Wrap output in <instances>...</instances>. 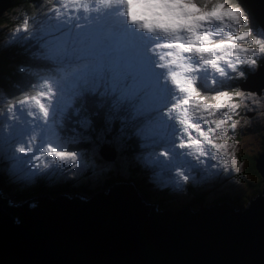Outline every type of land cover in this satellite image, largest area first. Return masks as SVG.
I'll return each instance as SVG.
<instances>
[{
  "label": "clouds",
  "instance_id": "1",
  "mask_svg": "<svg viewBox=\"0 0 264 264\" xmlns=\"http://www.w3.org/2000/svg\"><path fill=\"white\" fill-rule=\"evenodd\" d=\"M257 76L264 0H11L0 9V209L87 205L127 186L150 216L249 213L264 201V178L245 176V153L264 147V86H247ZM133 243L143 258L65 264H264V218Z\"/></svg>",
  "mask_w": 264,
  "mask_h": 264
},
{
  "label": "water",
  "instance_id": "2",
  "mask_svg": "<svg viewBox=\"0 0 264 264\" xmlns=\"http://www.w3.org/2000/svg\"><path fill=\"white\" fill-rule=\"evenodd\" d=\"M11 0H0V9ZM264 86V78L252 77L247 85ZM256 170L264 178V152L256 159ZM9 213L23 218V228L10 225ZM264 218V201L254 204L247 214L234 215L227 206L205 212L199 220L185 212H170L162 217L150 216L138 201L135 191L116 187L110 198L97 195L87 205L77 201L42 200L40 210L29 212L0 209V255L28 264H65L95 259L143 258L145 252L133 243L135 236L153 229L161 231L190 223H214L227 220L240 229L255 226ZM168 255L175 253L169 252ZM197 257L224 258L222 253L192 250Z\"/></svg>",
  "mask_w": 264,
  "mask_h": 264
},
{
  "label": "rangeland",
  "instance_id": "3",
  "mask_svg": "<svg viewBox=\"0 0 264 264\" xmlns=\"http://www.w3.org/2000/svg\"><path fill=\"white\" fill-rule=\"evenodd\" d=\"M254 143V140H252L251 138L247 141H245V146H250ZM262 146H264V141L261 142ZM251 152L253 154H249V153H245V156L244 158L248 161V166H247V169H246V173H245V176H246V179L247 181L251 184V183H254V184H259L260 181H261V177L258 175V174H255L254 172H252L251 170V163H252V159L254 157L258 158L259 156H261L264 152V147H262V150H256L255 148H252L251 149ZM245 187H249V184H245Z\"/></svg>",
  "mask_w": 264,
  "mask_h": 264
},
{
  "label": "trees",
  "instance_id": "4",
  "mask_svg": "<svg viewBox=\"0 0 264 264\" xmlns=\"http://www.w3.org/2000/svg\"><path fill=\"white\" fill-rule=\"evenodd\" d=\"M256 157H254L253 159H252V163H251V170H252V172H254L255 174H258V172H257V170H256ZM259 175V174H258Z\"/></svg>",
  "mask_w": 264,
  "mask_h": 264
}]
</instances>
